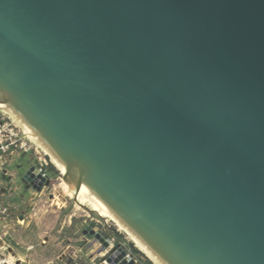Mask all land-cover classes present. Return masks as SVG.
<instances>
[{"label": "water", "instance_id": "1", "mask_svg": "<svg viewBox=\"0 0 264 264\" xmlns=\"http://www.w3.org/2000/svg\"><path fill=\"white\" fill-rule=\"evenodd\" d=\"M0 96L168 264H264V0H0Z\"/></svg>", "mask_w": 264, "mask_h": 264}, {"label": "rangeland", "instance_id": "2", "mask_svg": "<svg viewBox=\"0 0 264 264\" xmlns=\"http://www.w3.org/2000/svg\"><path fill=\"white\" fill-rule=\"evenodd\" d=\"M0 118L12 123L1 112ZM18 127L15 130L31 150L17 148L14 154L9 153L0 161V264H99L98 252H93L97 239L83 235V230L92 223L99 227L98 233L104 239L116 243L110 235L116 230L140 251L116 223L98 215L90 204H80L68 193L65 177L56 163L27 140ZM27 159L31 161L26 162ZM40 163L53 165L59 175H47L42 191L37 192L32 187L28 189L22 177L30 168L37 171ZM56 187L60 188L59 193ZM140 252L141 255L131 252L125 259L135 264H146V261L157 264Z\"/></svg>", "mask_w": 264, "mask_h": 264}, {"label": "bare ground", "instance_id": "3", "mask_svg": "<svg viewBox=\"0 0 264 264\" xmlns=\"http://www.w3.org/2000/svg\"><path fill=\"white\" fill-rule=\"evenodd\" d=\"M0 112L7 115L15 126H19V130L23 131L27 140L31 141L34 145H37L42 149L59 167L62 175L65 177V181L68 187V193H71L77 198L78 202L82 205L88 203L93 207V210L101 217H107L118 227H120L124 233H126L135 245L140 248L145 254H147L157 264H168L142 237L139 235L128 223H126L106 202H104L93 189L86 184L80 178L74 179L73 174L65 162L59 157V155L53 150L51 145L41 137L31 127V125L21 116V114L10 104L4 102L0 96ZM21 131V132H22ZM37 174V173H35ZM44 177H37L36 182H41ZM57 193L60 192V188L56 187ZM59 195V194H58Z\"/></svg>", "mask_w": 264, "mask_h": 264}, {"label": "built area", "instance_id": "4", "mask_svg": "<svg viewBox=\"0 0 264 264\" xmlns=\"http://www.w3.org/2000/svg\"><path fill=\"white\" fill-rule=\"evenodd\" d=\"M22 138L23 137H20L18 132L15 130V125L13 123L0 118V161H2L5 155H8L9 153L10 155L14 154V150L17 148H24L25 151L31 150V148H27V144L25 142H22ZM46 166H48L46 163H40V168L38 167L36 171V178L39 174H41L40 176L47 177V173L44 170ZM105 240L109 244V247L96 256V258H100L101 260L99 264H109L107 261L109 257L108 254L113 248H115V246H118L114 240ZM95 245V250L93 252L97 253L100 249H102L103 245L98 241L95 242ZM118 247V250L126 252L128 257L132 254L126 245L124 247L123 245H119Z\"/></svg>", "mask_w": 264, "mask_h": 264}, {"label": "trees", "instance_id": "5", "mask_svg": "<svg viewBox=\"0 0 264 264\" xmlns=\"http://www.w3.org/2000/svg\"><path fill=\"white\" fill-rule=\"evenodd\" d=\"M45 172L47 173V175L49 176H53V177H58L59 175V172L56 170V168L53 166V165H48L44 168ZM111 237H113L115 240H116V245H120V243H125L127 248L135 255H138L140 254L141 255V252L142 251L140 248V251L138 249H136L134 247V244L128 242V241H125V238L122 234H120L118 231L114 230L111 232ZM130 238V237H129ZM133 242V241H132ZM146 264H152V262L150 261H146Z\"/></svg>", "mask_w": 264, "mask_h": 264}, {"label": "crops", "instance_id": "6", "mask_svg": "<svg viewBox=\"0 0 264 264\" xmlns=\"http://www.w3.org/2000/svg\"><path fill=\"white\" fill-rule=\"evenodd\" d=\"M28 161L30 162L31 159H27V160H26V162H28ZM29 167H31V166H29ZM86 228H87V227H86ZM84 231H85V229L83 230V235H84ZM84 236H85V235H84Z\"/></svg>", "mask_w": 264, "mask_h": 264}]
</instances>
